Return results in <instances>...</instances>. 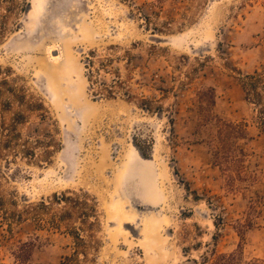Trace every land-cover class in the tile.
<instances>
[{
	"label": "rangeland",
	"instance_id": "obj_1",
	"mask_svg": "<svg viewBox=\"0 0 264 264\" xmlns=\"http://www.w3.org/2000/svg\"><path fill=\"white\" fill-rule=\"evenodd\" d=\"M256 71L264 0H0V82L46 110L0 86V125L22 113L21 137L46 142L0 161V264H202L236 249L264 259V132L240 85ZM217 119L247 122L242 178L213 162ZM84 195L92 230L69 200ZM41 200L40 225L3 217Z\"/></svg>",
	"mask_w": 264,
	"mask_h": 264
},
{
	"label": "trees",
	"instance_id": "obj_2",
	"mask_svg": "<svg viewBox=\"0 0 264 264\" xmlns=\"http://www.w3.org/2000/svg\"><path fill=\"white\" fill-rule=\"evenodd\" d=\"M92 53V52H91ZM93 61L89 59L87 61V80L89 88L94 86L96 79L94 77ZM7 85V91L16 98L19 105H23L30 110H39V116L41 118L46 117V110L43 103L33 97L27 98L23 88L16 89L13 86L8 84L6 79H3L0 82ZM240 85L243 89L245 99L252 103L255 107V115L253 119H256L258 128L260 131L264 132V71L262 73L255 72L249 75L244 76L240 80ZM93 88V87H92ZM108 96H112V91L109 89L106 91ZM143 105L147 108V103L143 100ZM45 111V112H44ZM23 114L17 113L15 117L12 118V121L9 124L0 125V161L2 160L6 167L10 163L14 162L17 157L24 158H34L36 156L34 146H40L42 143H46L40 138L36 137L34 140L29 138H22L20 132L17 130V124L22 123ZM217 135L216 141L211 145V155L213 162L216 165H220L223 169L231 168L234 175L238 178H242L245 174V165H244V156L239 153L237 154L236 142L239 139L245 137V130L247 127V122H234L225 119H217ZM49 152V151H47ZM1 173V172H0ZM6 174L2 175L3 178H6ZM8 177V176H7ZM55 201L61 200L57 195H53ZM72 202V206L77 208L80 221L83 224H86L88 230H92L96 221V210L95 205L92 203L91 198L84 195L83 197H70L69 199ZM1 206L4 204V200L0 199ZM51 201L41 200L37 203H27L24 204L21 208L13 209L8 212H3V217L7 221V224L11 226L13 223L20 222L22 220H31L35 225H40L43 223L42 213L48 209ZM12 205H17L15 201H11ZM61 215L51 214L50 224L53 227H58L60 225L59 219ZM239 230H243L245 225H251L250 220L246 222L238 221ZM72 236L78 239L83 243L78 230L79 228H72ZM240 236V234L238 233ZM30 242H21L19 247L24 252H29ZM84 247L83 244L78 245ZM240 245H238V248ZM202 264H264V259L252 258L245 260L240 249H236L229 253H216L215 251L211 252V255L204 256Z\"/></svg>",
	"mask_w": 264,
	"mask_h": 264
},
{
	"label": "bare ground",
	"instance_id": "obj_3",
	"mask_svg": "<svg viewBox=\"0 0 264 264\" xmlns=\"http://www.w3.org/2000/svg\"><path fill=\"white\" fill-rule=\"evenodd\" d=\"M51 47V46H50ZM52 48V47H51ZM60 48V47H59ZM48 50V49H47ZM53 49H50L49 48V51H48V53L50 52V51H52ZM63 54V53H62ZM51 60H52V62H54V63H56V62H60L61 60H62V58H61V55H51V58H50Z\"/></svg>",
	"mask_w": 264,
	"mask_h": 264
},
{
	"label": "water",
	"instance_id": "obj_4",
	"mask_svg": "<svg viewBox=\"0 0 264 264\" xmlns=\"http://www.w3.org/2000/svg\"><path fill=\"white\" fill-rule=\"evenodd\" d=\"M139 153V152H138ZM139 155H141L140 153H139ZM142 157V156H141Z\"/></svg>",
	"mask_w": 264,
	"mask_h": 264
}]
</instances>
